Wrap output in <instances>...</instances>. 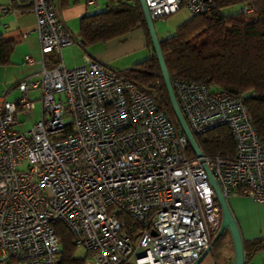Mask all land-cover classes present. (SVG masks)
Masks as SVG:
<instances>
[{"label":"built area","instance_id":"obj_1","mask_svg":"<svg viewBox=\"0 0 264 264\" xmlns=\"http://www.w3.org/2000/svg\"><path fill=\"white\" fill-rule=\"evenodd\" d=\"M59 1L31 0L39 54L23 61L38 75L18 79L19 96L0 94V264H60L55 221L70 229L93 264H191L221 219L206 166L225 198L241 195L264 207V137L241 95L176 79L192 133L227 124L235 141L231 155L201 149L197 155L153 92L88 55L82 64H64L62 48L76 36ZM145 2L153 19L182 6L191 15L215 6L214 0ZM52 50L60 60L48 67L44 56ZM36 100L39 117L31 128L14 130L18 113L34 110Z\"/></svg>","mask_w":264,"mask_h":264},{"label":"trees","instance_id":"obj_2","mask_svg":"<svg viewBox=\"0 0 264 264\" xmlns=\"http://www.w3.org/2000/svg\"><path fill=\"white\" fill-rule=\"evenodd\" d=\"M214 1L212 9L189 14L171 35L160 39L171 81H196L211 88L226 89L232 95H241L258 135L264 137V0ZM247 2L254 6L253 12L229 9L230 6ZM136 25L143 27L152 54L118 72L153 92L181 129L154 54L139 0H109L104 10L82 16L79 41L83 46L106 41ZM16 43V40L0 33V65L11 63L10 56ZM44 60L48 67L55 66L60 55L57 51H48ZM194 136L204 154L234 153L235 141L227 124L217 125ZM189 154L193 155L191 149ZM52 226L59 238L60 264H84L86 257L74 256L77 245L70 229L61 221L52 222ZM226 237L230 238L231 248L214 252L217 264H233V244L227 228L213 247ZM242 240L246 264L258 249L264 247V235Z\"/></svg>","mask_w":264,"mask_h":264},{"label":"crops","instance_id":"obj_3","mask_svg":"<svg viewBox=\"0 0 264 264\" xmlns=\"http://www.w3.org/2000/svg\"><path fill=\"white\" fill-rule=\"evenodd\" d=\"M108 1L60 0L57 3L58 12L65 25L76 36V41L62 48V54L64 55L62 60L67 67L84 63V55H88L102 62L109 69L122 71L152 54L141 25H136L126 33L106 41L92 42L85 46L81 44L79 41L81 17L104 10ZM4 4L8 6L7 11L1 10V6ZM0 33H3L8 39L16 40V46L20 43L18 48L20 53L14 57V51L17 48L15 46L10 56V64H14L15 61L22 63L23 69L19 76L31 74L32 77L36 78L39 68L37 66L30 68L23 61L26 54L34 56L39 54V40L35 31V16L31 10V0H0ZM10 64L0 65V70L4 73V76L7 75ZM4 83L2 87L4 86L5 90L3 91H8L10 86L6 81ZM8 92H11V90ZM228 202L240 228L242 238L250 239L264 235V207L262 204L241 195L230 196ZM227 252L225 250L226 254ZM87 261L93 264L89 258L85 259L84 264H87ZM199 264L217 263L214 255L209 253V257L204 258ZM246 264H264V247L258 249Z\"/></svg>","mask_w":264,"mask_h":264},{"label":"water","instance_id":"obj_4","mask_svg":"<svg viewBox=\"0 0 264 264\" xmlns=\"http://www.w3.org/2000/svg\"><path fill=\"white\" fill-rule=\"evenodd\" d=\"M139 3L141 6V10L143 12V16L145 19L147 30L149 32L150 39L152 42L154 54L158 60L159 67L161 70V75H162L165 87L169 95V99H170L173 112L177 118V122L181 130L183 131V133L186 135L191 148L194 150V152L197 155H201L202 152L196 142L195 136L190 130L189 125L182 113V110L175 96L172 81H171L168 69L166 67L164 55H163V52L160 46V39L156 32L154 19L151 17L149 13L145 0H139ZM206 170H207L209 181L215 190L216 200L220 206L221 219H220L218 230L215 233L213 239L210 241L207 248L191 264H199L204 259V257L208 254V252L211 251L215 241L221 236V234L224 232L226 228L230 232V236H231V240L233 244V254H234L233 264H245L242 234L238 226V223L234 217V214L232 212L228 199L224 197L213 174L211 173V171L209 170L207 166H206Z\"/></svg>","mask_w":264,"mask_h":264},{"label":"rangeland","instance_id":"obj_5","mask_svg":"<svg viewBox=\"0 0 264 264\" xmlns=\"http://www.w3.org/2000/svg\"><path fill=\"white\" fill-rule=\"evenodd\" d=\"M239 8H240L239 4L229 7V9L231 10H237ZM189 14L190 13L188 12V10L184 6H182L179 10L169 14L163 19L161 18L154 19L156 32H157L159 39H162L166 36L171 35L175 31L176 26L180 24L183 20L188 18ZM19 44L20 43L17 44L16 46L17 48L14 51L15 52L14 57H16L18 53H20V50L18 49ZM21 52L23 51L21 50ZM62 57H64L63 54H62ZM18 58L19 56L17 57V59ZM10 65L11 66H9L8 68L7 75L4 76V73L0 70V93H3L4 92L3 90H5V87L4 86L2 87V85L5 84L4 81H6L8 85L11 87L10 88L11 92H8L7 95L8 97L12 98V97L19 96L21 93L20 90L14 85V83L19 79L20 77L19 75L21 74L23 67L20 61H15L14 64L12 63ZM29 94L32 95V97H35L36 95H38V91L34 90V91H31ZM37 117H39V101L36 100V107L34 110H31L28 114H24L21 112L18 113V123L13 125V129L19 130V131H28L33 125V122ZM222 248L223 249L231 248L229 237L224 238V241L212 247L211 251H209L208 254L204 258H208L209 253L214 254L215 251H218V249H222ZM74 256L86 257V260H87L88 257H87L86 248L83 245H77L74 251ZM13 264H20V263L17 261V262H14ZM87 264H91V262L87 261Z\"/></svg>","mask_w":264,"mask_h":264}]
</instances>
